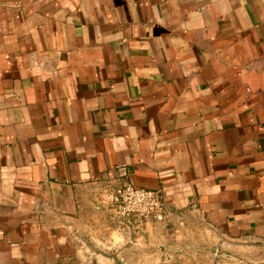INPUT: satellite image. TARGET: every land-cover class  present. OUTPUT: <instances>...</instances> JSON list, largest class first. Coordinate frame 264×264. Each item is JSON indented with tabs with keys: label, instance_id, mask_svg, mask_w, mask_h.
<instances>
[{
	"label": "crops",
	"instance_id": "crops-1",
	"mask_svg": "<svg viewBox=\"0 0 264 264\" xmlns=\"http://www.w3.org/2000/svg\"><path fill=\"white\" fill-rule=\"evenodd\" d=\"M111 171L166 221L97 206ZM199 224L264 243V0H0V264H165Z\"/></svg>",
	"mask_w": 264,
	"mask_h": 264
},
{
	"label": "rangeland",
	"instance_id": "rangeland-1",
	"mask_svg": "<svg viewBox=\"0 0 264 264\" xmlns=\"http://www.w3.org/2000/svg\"><path fill=\"white\" fill-rule=\"evenodd\" d=\"M183 229L168 241L165 264H264V243L226 238L204 224Z\"/></svg>",
	"mask_w": 264,
	"mask_h": 264
},
{
	"label": "built area",
	"instance_id": "built-area-1",
	"mask_svg": "<svg viewBox=\"0 0 264 264\" xmlns=\"http://www.w3.org/2000/svg\"><path fill=\"white\" fill-rule=\"evenodd\" d=\"M95 203L131 227L140 229L150 222H165L168 212L159 190L136 187L116 171L100 181Z\"/></svg>",
	"mask_w": 264,
	"mask_h": 264
},
{
	"label": "water",
	"instance_id": "water-1",
	"mask_svg": "<svg viewBox=\"0 0 264 264\" xmlns=\"http://www.w3.org/2000/svg\"><path fill=\"white\" fill-rule=\"evenodd\" d=\"M98 256L103 260V264H123L116 256H110L105 253H99Z\"/></svg>",
	"mask_w": 264,
	"mask_h": 264
}]
</instances>
